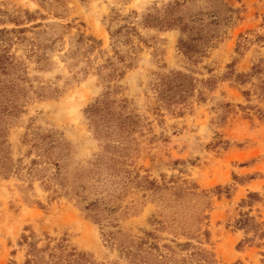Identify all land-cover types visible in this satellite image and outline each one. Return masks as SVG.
<instances>
[{
  "label": "rangeland",
  "instance_id": "1",
  "mask_svg": "<svg viewBox=\"0 0 264 264\" xmlns=\"http://www.w3.org/2000/svg\"><path fill=\"white\" fill-rule=\"evenodd\" d=\"M169 5L174 25L147 23ZM2 28H26L11 51L28 92L8 120L19 170L0 175V264H25L27 242L46 237L98 264H127L123 250L146 230L160 245L203 250L187 264H264V72L248 75L264 59V0H0ZM180 38L194 44L189 59ZM179 71L196 87L184 105L168 106L155 84ZM96 103L108 147L90 123ZM35 133L53 136L67 178L106 162L107 148L130 157L115 164L129 181L114 191L102 182V225L70 187L66 195L46 186Z\"/></svg>",
  "mask_w": 264,
  "mask_h": 264
},
{
  "label": "trees",
  "instance_id": "2",
  "mask_svg": "<svg viewBox=\"0 0 264 264\" xmlns=\"http://www.w3.org/2000/svg\"><path fill=\"white\" fill-rule=\"evenodd\" d=\"M173 8V5L165 7L162 9L163 16L158 22L147 23L160 27L174 25V22L177 20L172 17ZM25 30L26 28L0 29V175L4 176L16 173L19 170L16 161L11 156V150H9L7 133L8 124L10 123L8 120L18 114L19 107L21 106L20 102L26 98L28 92L25 85L27 77L16 55L11 51V47L15 42L25 40V37L20 35ZM179 43L183 54L189 59L191 54L195 52L192 40L180 38ZM252 68V73L248 74L249 76L264 72V59L255 63ZM260 83L264 89V78L261 79ZM195 87L196 79L183 71L173 72L155 84L157 98L168 106L175 107L184 105L187 99L193 95ZM98 106L99 104L96 103L89 109L92 111L89 117L94 136L100 140L102 137L100 135L101 131L105 127L108 128L109 124L107 123L108 120L105 121L107 124L96 120L94 112ZM110 136L111 131L109 133L107 131L103 135V139L100 140L104 143V147L110 145ZM35 137L37 140L31 143L32 146L40 149L39 155L45 154L48 158L46 162L44 161L47 165L46 169L49 171L48 175L43 179L46 186H49L53 182L57 187L65 190L64 194L66 195H68V187H70V191L77 198L78 202L83 203L82 210H84L85 216L93 222L102 225L103 210L104 208L108 209L103 203V193L105 190L101 187L105 183L102 182L110 181V184L114 186L112 189L114 191L119 186V183L125 184L129 181L131 177L129 171L122 168L127 165L130 157L125 153L115 155L114 150L109 151L107 148L108 157L106 162L103 163L98 158L91 162L93 167L89 170L88 174L75 173L71 178H67L63 166L57 159L52 158L53 147L57 144L53 136L51 134L35 133ZM120 143L117 140L112 147H117L115 144ZM17 161H20V159H17ZM36 162L37 160L35 159L31 160V165L27 167L28 172L33 169ZM116 163H119L123 167L115 169ZM92 189L97 191V196L88 199L86 194ZM107 193L109 192L107 191ZM25 239L27 238L25 237ZM27 245L25 264H98L89 253L78 250L74 246L69 247L64 239L53 241L50 237H46V242L41 246H38L35 240L27 242ZM176 247L180 251L191 247V251L187 255L177 257ZM197 255L202 257L203 250L201 251L195 247L190 241L184 243L175 242L174 246L168 243L160 245L159 238L155 236L153 230H146L145 236L138 238L133 247L123 250V257L127 261V264H187L188 261L193 260L192 258ZM201 259L206 261V259Z\"/></svg>",
  "mask_w": 264,
  "mask_h": 264
}]
</instances>
